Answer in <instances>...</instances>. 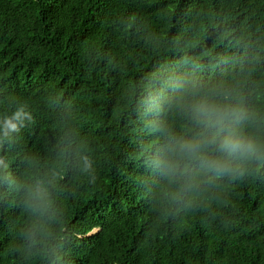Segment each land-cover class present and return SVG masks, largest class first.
<instances>
[{
    "label": "clouds",
    "instance_id": "obj_1",
    "mask_svg": "<svg viewBox=\"0 0 264 264\" xmlns=\"http://www.w3.org/2000/svg\"><path fill=\"white\" fill-rule=\"evenodd\" d=\"M170 11L161 13V23L175 24ZM9 16L21 36L26 13L9 10ZM117 26L126 42L144 51L133 46L120 58L97 51L96 61L120 76L114 108L133 134L128 159L141 169L140 194L153 217L146 234L164 225L186 229L193 218L205 226L225 222L235 189L264 178V32L251 29L246 18L204 9L187 11L185 22L166 32L137 15ZM129 65L141 69L136 77L124 75ZM58 103L67 110L53 120L43 156L9 154L23 130L36 124L27 103L0 114V210H19L7 249L16 264H65V201L73 195L67 185L76 177L95 180L85 118L77 104L49 97V108ZM13 159L18 175L10 171Z\"/></svg>",
    "mask_w": 264,
    "mask_h": 264
},
{
    "label": "trees",
    "instance_id": "obj_2",
    "mask_svg": "<svg viewBox=\"0 0 264 264\" xmlns=\"http://www.w3.org/2000/svg\"><path fill=\"white\" fill-rule=\"evenodd\" d=\"M168 9L175 24L185 22L187 11L204 9L246 18L251 29L264 32V0H0V114L27 103L36 119L10 156L21 150L45 155L53 120L67 110L62 103L49 108L51 96L78 105L95 150L94 182L76 177L67 185L73 195L65 201L70 238L65 264H264V178L235 189L225 222L218 218L205 226L193 218L186 229L164 225L146 234L153 217L140 194L141 169L128 159L133 134L114 108L120 76L102 67L96 54L120 58L133 46L143 52L126 42L117 21L137 15L166 32L175 26L171 19L161 23ZM9 10L26 13L21 36L18 25L12 31ZM140 71L129 65L124 75ZM17 165L13 159V175L20 172ZM18 217V209L0 210V264H16L7 249Z\"/></svg>",
    "mask_w": 264,
    "mask_h": 264
},
{
    "label": "bare ground",
    "instance_id": "obj_3",
    "mask_svg": "<svg viewBox=\"0 0 264 264\" xmlns=\"http://www.w3.org/2000/svg\"><path fill=\"white\" fill-rule=\"evenodd\" d=\"M76 1H77V0H76ZM91 1H92V0H91ZM96 1H97V0H96ZM108 2H109V1H108ZM51 3H52V2H51ZM66 3H67V2H66ZM100 3H101V2H100ZM63 4H64V3H63ZM113 4H114V3H113ZM101 5H102V4H101ZM116 5H117V4H116ZM48 6H49V5H48ZM57 6H58V5H57ZM110 6H111V5H110ZM111 8H114V7L111 6ZM106 10H107V9H106ZM108 11H109V10H108ZM157 12H158V11H157ZM130 16H131V15H130ZM105 17H106V16H105ZM53 22H54V21H53ZM40 54H41V53H40ZM42 56H43V54H42ZM105 115H106V114H105ZM107 115H108V114H107ZM108 117H109V116H108ZM108 117H107V118H108ZM125 182H126V181H125ZM125 184H126V183H125Z\"/></svg>",
    "mask_w": 264,
    "mask_h": 264
}]
</instances>
